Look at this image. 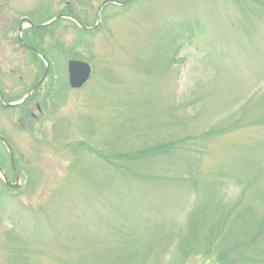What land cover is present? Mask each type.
Segmentation results:
<instances>
[{"label":"rangeland","instance_id":"1","mask_svg":"<svg viewBox=\"0 0 264 264\" xmlns=\"http://www.w3.org/2000/svg\"><path fill=\"white\" fill-rule=\"evenodd\" d=\"M101 2L0 0V90L38 84L0 105V169L20 176H0V264H264V0L107 5L97 33L24 22L44 76L14 38Z\"/></svg>","mask_w":264,"mask_h":264},{"label":"flooded vegetation","instance_id":"2","mask_svg":"<svg viewBox=\"0 0 264 264\" xmlns=\"http://www.w3.org/2000/svg\"><path fill=\"white\" fill-rule=\"evenodd\" d=\"M56 16H58V19H57L56 21H58L59 19H68V20L72 21L73 23H75V21H73L72 19L69 18L70 16L74 17V16L71 15L70 13H58V14H56ZM25 19H26V18L23 17V18H21V19L19 20V22H18V26H17V29L19 28V26L23 23V21H24ZM75 24H76V23H75ZM79 24H80L79 26L81 27V28H80L81 31L86 32V33H97V31L101 30V28L103 27V21H102V19H100V17H98V16L95 17L94 21H91L90 18H88V19H86V20H80V23H79ZM20 33H21L22 40L25 42L26 45H28V46L34 48L35 50H38V51H39V49L34 45V43H33L32 41H31V42L28 41L29 37H26L25 34L23 35V29L20 31ZM14 38H15V39L17 40V42L19 43V41H18V35H17V30H16V35H15ZM19 45H20L21 47L25 48L27 51H30L31 53H33V52L31 51V50H32L31 48L28 49L27 47L22 46L20 43H19ZM34 54H35V53H34ZM30 116L33 117V118H35V116L32 114V112H30ZM14 178H15V183H13V182H9V183H6L5 186H6V187H9V188H14V187H16L17 185H15V184H16V182H17V179H19V176H18L17 174H15V175H14ZM14 185H15V186H14ZM18 185H19V184H18Z\"/></svg>","mask_w":264,"mask_h":264},{"label":"water","instance_id":"3","mask_svg":"<svg viewBox=\"0 0 264 264\" xmlns=\"http://www.w3.org/2000/svg\"><path fill=\"white\" fill-rule=\"evenodd\" d=\"M47 67L43 73V75L46 73ZM68 72H69V83L72 87H78L80 86L88 77L89 75V68L87 64L79 62V61H69L68 63ZM38 84H36L32 90L36 88ZM0 99L2 100L3 97L0 94ZM25 100V98L17 103H4L5 106H17L20 103H22ZM1 140H3L0 137Z\"/></svg>","mask_w":264,"mask_h":264},{"label":"trees","instance_id":"4","mask_svg":"<svg viewBox=\"0 0 264 264\" xmlns=\"http://www.w3.org/2000/svg\"><path fill=\"white\" fill-rule=\"evenodd\" d=\"M234 212H235V211H233V210H230V209L228 210V213L225 215V217H224L223 220H222V223L224 224L223 227L226 226L228 219L233 218V216H231V215L234 214ZM237 214H238V212H237ZM221 230H222V229H220L219 231H221ZM261 230H262V228L258 229V231H257L255 234H253V235L247 233L246 238L244 239V242H243V243H238V245L246 246V245H249L250 243H253V241L256 240V239L258 238L259 232H260ZM235 232H236V229H234L233 226H230L229 229H228V233H230L231 236H233ZM233 244H234V243H233ZM233 246H234V245H232V247H233ZM232 247H229V248H227V249H231ZM231 250H232V249H231ZM224 264H229V263L225 262Z\"/></svg>","mask_w":264,"mask_h":264}]
</instances>
